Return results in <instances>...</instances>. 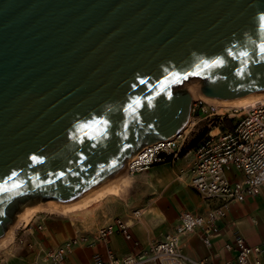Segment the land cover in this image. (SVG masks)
I'll use <instances>...</instances> for the list:
<instances>
[{
	"label": "water",
	"instance_id": "95a60500",
	"mask_svg": "<svg viewBox=\"0 0 264 264\" xmlns=\"http://www.w3.org/2000/svg\"><path fill=\"white\" fill-rule=\"evenodd\" d=\"M262 17L264 0H0V238L21 204L73 202L184 131L188 80L264 94Z\"/></svg>",
	"mask_w": 264,
	"mask_h": 264
},
{
	"label": "built area",
	"instance_id": "2783aa9c",
	"mask_svg": "<svg viewBox=\"0 0 264 264\" xmlns=\"http://www.w3.org/2000/svg\"><path fill=\"white\" fill-rule=\"evenodd\" d=\"M226 118L233 119L232 128L213 134ZM202 122L210 129L208 135L196 149L182 155L190 133ZM187 154L192 155V160L178 171L177 179L186 176L188 186L203 201L214 202L215 207L206 216L183 212L174 231L161 241L150 244L146 250L123 258L116 257L109 250L103 257L94 253L91 264H214L207 260L188 259L181 251L180 239L200 230L203 243L210 246V238L219 233L216 224L226 219L229 206L243 203L260 193L264 186V100L245 109L231 110H223L204 100H193L185 130L173 139L140 150L132 161H128L127 175L145 171L152 165L175 162ZM236 173L240 175L239 179ZM140 217V211L133 212L135 220ZM116 233L132 240L128 223L115 219L91 235L74 236L55 249L37 250L35 264H64L76 248L92 249L105 244ZM18 245L34 250V245L23 239L18 240ZM225 249L236 252L234 262L227 264H264L262 249L246 245L237 234Z\"/></svg>",
	"mask_w": 264,
	"mask_h": 264
},
{
	"label": "crops",
	"instance_id": "0c3cea01",
	"mask_svg": "<svg viewBox=\"0 0 264 264\" xmlns=\"http://www.w3.org/2000/svg\"><path fill=\"white\" fill-rule=\"evenodd\" d=\"M223 127V128H222ZM213 131L224 132L232 128L222 125ZM213 133V132H212ZM192 160L187 154L175 162H165L152 165L149 169L136 173L132 185H139L148 193V200L143 201L140 208L133 210L130 203L124 200L120 214L112 213L110 205L104 204L92 208L88 214H79L72 218H58L52 216H37L35 214L30 222L19 230V239L34 245L30 258L23 260H3L0 264H35L36 251L55 249L66 240L74 236L91 235L98 229L110 224L115 219H121L130 226L132 240H126L120 234H113L105 244L94 248L79 247L64 262V264H91L94 253L102 257L107 250L116 257L123 258L129 254H137L146 250L150 244L157 243L163 237L174 231L179 224V216L183 212L206 216L215 207L214 202L203 201L189 186L188 178L184 176L177 179L180 169L185 168ZM167 166L168 170L159 172L160 167ZM151 173L148 176L143 173ZM239 179L240 175L235 174ZM107 198L99 201L104 203ZM130 209L132 212L130 213ZM112 211V212H111ZM140 211L141 217L137 221L133 212ZM218 235L210 238V246H206L196 230L180 239L181 251L188 259L193 261L207 260L214 264H227L235 260L236 252L227 251L225 245L232 242L234 236L239 235L251 247L262 249L264 258V186L254 198H248L243 203H233L229 206L227 217L216 224ZM40 227V229H38ZM137 243V245H135Z\"/></svg>",
	"mask_w": 264,
	"mask_h": 264
},
{
	"label": "bare ground",
	"instance_id": "6f19581e",
	"mask_svg": "<svg viewBox=\"0 0 264 264\" xmlns=\"http://www.w3.org/2000/svg\"><path fill=\"white\" fill-rule=\"evenodd\" d=\"M189 90L191 92L190 96L193 100H204L208 103L219 106L225 110L245 109L253 106L257 102L264 100V94H261L256 96H244L233 101L215 102L206 98V96L201 93L199 87H193ZM214 133H216V131H213V134ZM134 157L135 156H133L130 161H132ZM128 164L129 163L127 162V165ZM131 182L132 180L127 175L126 167L120 176L116 177L115 179L109 182L102 183L93 191L89 192L88 194L80 197L79 199L73 202L67 204H37L33 206L30 205L24 207V209L18 214L15 223L10 226L4 236L0 238V249L4 248L9 242H11L15 230L22 224L27 225L35 214L40 212H48L51 214L59 213L63 216H69L75 219V217L80 213L88 211V209L93 204L107 197L109 198L119 196L124 189L129 187Z\"/></svg>",
	"mask_w": 264,
	"mask_h": 264
},
{
	"label": "rangeland",
	"instance_id": "374dc122",
	"mask_svg": "<svg viewBox=\"0 0 264 264\" xmlns=\"http://www.w3.org/2000/svg\"><path fill=\"white\" fill-rule=\"evenodd\" d=\"M200 85V81L197 80V79H190L188 80L187 82H185L180 88L181 89H186V90H189L193 87H196L198 88ZM224 110V109H223ZM226 126V124H225ZM208 126L205 122H202V123H199L193 130L192 132L190 133L189 137H188V142L192 141L195 137H198L200 136V134L204 131V130H208ZM204 138V137H203ZM203 138L200 140V142L203 140ZM136 155V154H135ZM134 155V156H135ZM127 167V165H126ZM168 170V167L167 166H164V167H160V169L158 170L159 172H165ZM142 173V172H141ZM149 174H151L150 172L147 173H143L141 175H145V176H148ZM139 176V174H134L132 176L129 175V178L132 180V182L130 183L129 187H127L126 189H124L119 196L117 197H107V200L104 201V203H100V202H97L95 204H93L89 209L88 211L86 212H82L80 213L81 216L82 214H88L89 212H91L90 210L92 208H98L99 206H101L102 204H104V207L110 205V210H112L111 212L112 213H115V214H120L121 213V210H120V207L122 204H124V200H127L128 203H130V206L131 208L134 207L133 210H136L138 208L141 207V205L143 204L142 202L145 201V200H148L146 198V196L149 194H154L153 193H148L147 191H144L143 189H141L139 187V185L135 184V185H132L133 184V179L134 177L136 176ZM38 200H30V201H27L25 202V204H21L20 207H22V209H24V207H27V206H33V205H37L39 204L37 202ZM132 212V209H130V213ZM37 216H52V217H58V218H72V217H69V216H63L59 213H48V212H40L39 214H37ZM74 220V218H72ZM25 224H22L20 225L14 232V235H13V239L11 240V242H9L4 248L0 249V262L5 260H23V259H27V258H30L31 256V253L27 252V251H30V250H27L26 248L22 247V246H19L18 245V240H19V236H18V233H19V230H22V227L24 226Z\"/></svg>",
	"mask_w": 264,
	"mask_h": 264
},
{
	"label": "snow or ice",
	"instance_id": "6c2138e0",
	"mask_svg": "<svg viewBox=\"0 0 264 264\" xmlns=\"http://www.w3.org/2000/svg\"><path fill=\"white\" fill-rule=\"evenodd\" d=\"M262 21H264V17L261 18ZM262 27H264V24H262ZM260 52L262 55H264V43H262L260 45ZM231 54V53H230ZM240 56H243V57H247L249 55V53L247 51H242L239 53ZM223 63V61H214L213 62V65H218V64H221ZM208 65L206 64L205 67H207ZM193 75L197 74V73H191ZM186 78V77H185ZM141 83H145L144 81H141ZM137 108L140 106V101L139 100H134L132 102ZM132 108V105H129V110ZM95 123H98V124H106L107 121H104V120H100V121H96ZM85 127H88V125H85ZM32 160L33 162H39L37 160V158L35 156L32 157ZM15 175V174H14ZM16 187H19V185H16ZM4 191H7L6 188H0V192H4Z\"/></svg>",
	"mask_w": 264,
	"mask_h": 264
},
{
	"label": "trees",
	"instance_id": "16d2710c",
	"mask_svg": "<svg viewBox=\"0 0 264 264\" xmlns=\"http://www.w3.org/2000/svg\"><path fill=\"white\" fill-rule=\"evenodd\" d=\"M225 124H226L227 127H230V126L233 124V119H227V118L224 119L223 122H222V125H224V127H225ZM222 125H221V127H222ZM222 128H223V127H222ZM209 131H210V129H208V130H204V131L200 134V136L195 137L192 141L188 142L187 145H186V147H185V149H184L183 152H182V155L185 154V153L188 152V151H191V150L196 149V148L200 145V143L202 142V141L200 142V140H201L203 137L205 138V137L208 135ZM204 138H203V139H204Z\"/></svg>",
	"mask_w": 264,
	"mask_h": 264
}]
</instances>
